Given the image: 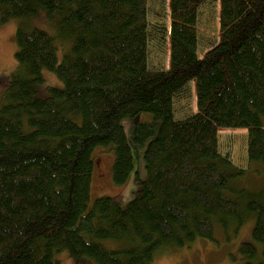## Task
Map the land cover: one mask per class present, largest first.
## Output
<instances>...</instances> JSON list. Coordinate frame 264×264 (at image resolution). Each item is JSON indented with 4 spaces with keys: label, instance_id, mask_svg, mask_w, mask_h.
Segmentation results:
<instances>
[{
    "label": "trees",
    "instance_id": "obj_1",
    "mask_svg": "<svg viewBox=\"0 0 264 264\" xmlns=\"http://www.w3.org/2000/svg\"><path fill=\"white\" fill-rule=\"evenodd\" d=\"M149 1L0 0L2 22L45 11L55 29L16 32L0 104V264H63L62 252L73 264H155L158 251L247 221L240 249L264 264V0H220V36L202 55L198 13L210 0H158L169 28L151 23ZM58 37L71 44L61 61ZM155 39L169 40L166 68L150 60ZM44 70L63 85L42 97ZM192 82L197 110L178 118ZM143 112L154 116L135 127L146 178L125 209L109 196L88 209L94 151L113 152V182L125 184L134 162L122 120ZM221 129L248 130L247 168L221 152Z\"/></svg>",
    "mask_w": 264,
    "mask_h": 264
},
{
    "label": "rangeland",
    "instance_id": "obj_2",
    "mask_svg": "<svg viewBox=\"0 0 264 264\" xmlns=\"http://www.w3.org/2000/svg\"><path fill=\"white\" fill-rule=\"evenodd\" d=\"M46 15L45 11H43ZM149 20L153 24H165L168 28L171 25L169 9L162 12L158 0H150L148 5ZM162 13V16L159 15ZM44 14L40 11L39 15L32 20L13 18L7 22L0 20V104L3 100V94L9 80L11 72L16 68V52L18 42L16 32L18 28L30 30L32 27L45 29L53 34L55 32L54 24L46 22ZM49 24V25H48ZM198 31H199V53L202 55L210 40L218 39L220 36V0H210L205 3L198 13ZM49 29V30H48ZM169 38V37H168ZM60 37L56 43L58 47V58L62 60L65 50H68L70 43L64 44ZM61 41V42H60ZM64 46L67 48H64ZM150 60L155 67H168L170 61L169 40L161 45L158 39L150 44ZM43 82L36 85V95L46 96L48 86L61 87L62 81L57 75L49 70L42 72ZM192 96L187 99L177 100L175 104L176 117H185L197 110V97L195 92V82L191 83ZM151 122L154 116L151 113L143 112L137 117H126L122 120L128 142L131 147L134 170L123 185H118L112 179V166L114 163V154L112 151H106L103 147H98L93 153L94 170L90 186V200L88 209L94 205L96 198L102 196L112 197L121 208L125 209L129 202L134 198V192L138 187V181L146 178L144 153L148 140L141 144L135 140L136 121ZM161 121H156V132L159 129ZM247 129H221L219 130V144L223 154H231L233 161L241 167H248L247 153ZM252 175L247 183L253 185L261 182V176ZM252 223V222H251ZM251 223L247 221L238 232L231 229L228 232L218 228L214 240L203 239L196 240L194 243L180 248H174L167 251H158L156 253L155 264H247L249 261L240 249L241 242L251 237ZM107 247H119V244L112 241H105ZM264 256V250H263ZM63 264H73L74 259L67 252L57 254Z\"/></svg>",
    "mask_w": 264,
    "mask_h": 264
}]
</instances>
